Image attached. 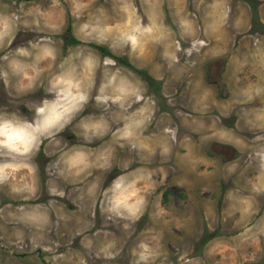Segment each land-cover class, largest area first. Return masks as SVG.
Instances as JSON below:
<instances>
[{"label": "clouds", "instance_id": "obj_1", "mask_svg": "<svg viewBox=\"0 0 264 264\" xmlns=\"http://www.w3.org/2000/svg\"><path fill=\"white\" fill-rule=\"evenodd\" d=\"M68 5L74 17L82 18L78 26L82 40L90 38L112 51L113 44L107 43L111 39L137 55L145 54L151 46L168 68L177 63L178 52H190L197 44L206 48V39L201 37L224 25L226 16L225 10L203 25L181 18L173 29L153 15L145 23L133 0H127L123 5L127 19L109 26L102 22V10L93 17L87 15L85 2L68 0ZM47 27L59 31L58 25ZM18 33L34 35L13 46ZM252 55L261 74L252 83L238 85L227 105L213 98L211 89L203 90L197 80L190 105L194 116L169 122L149 135L155 101L146 95L141 82L131 81L116 67L114 56L101 58L77 51L57 63V50L36 10L26 7V0H0V85L9 103H23L30 93H42L33 96L32 103H23L27 113L18 106L0 105V186H6L13 199L25 201L15 205L8 216L35 233H50L56 222L65 219L54 218L51 201L40 199L35 160L44 142L60 144L65 129L76 139L56 154V176L82 189L81 198L98 203L105 219L123 221L124 229L146 210V194L155 187L153 161L166 164L174 159L191 177L220 174L229 188L232 177L239 173L250 180L252 192L264 191V49ZM94 145L99 147H89ZM237 145H243L246 152L242 159L222 154L227 146L235 150ZM117 148L131 153L122 163H114ZM113 168L117 171L109 179ZM96 170L103 172L102 178L95 177ZM48 195L65 198L66 191L49 186ZM240 204L237 200L234 207ZM240 210L244 214L255 211L251 204ZM157 215L166 217L168 210L161 208ZM93 244L96 241L89 239L88 246ZM58 247L59 241H53L49 248L53 264L66 259L57 253ZM120 251L116 241L109 239L97 245L95 254L113 260ZM129 256L130 264H193L187 253H169L155 239L136 240ZM80 264H85L84 260Z\"/></svg>", "mask_w": 264, "mask_h": 264}, {"label": "rangeland", "instance_id": "obj_2", "mask_svg": "<svg viewBox=\"0 0 264 264\" xmlns=\"http://www.w3.org/2000/svg\"><path fill=\"white\" fill-rule=\"evenodd\" d=\"M76 2L88 4L86 13L89 16L100 15L102 10V22L109 26L119 25L127 19L123 11L127 0ZM133 2L145 23L148 16L153 15L173 29L175 22L181 18L203 25L206 20L218 17L214 11L224 14L226 10L225 23L220 32L212 31L209 36L201 37L206 39V48L197 44L190 52H178L177 63L168 68L162 65L157 50L151 46L145 54L137 55L116 45L111 39L107 43L113 44L112 51L107 46L90 42V38L82 40L78 30L82 18L71 14L68 0H26V7L36 10L46 34L51 36L57 50V63L68 53L77 51L101 58L114 56L116 67L123 74L145 86L146 95L155 101L156 107L149 135H154L169 122L194 116L190 105L195 81L199 80L203 90L211 89L213 98L227 105L238 85L252 83L261 74L252 53L264 49V0ZM49 24L58 25L59 31L49 29ZM32 35L34 33H18L13 46ZM70 39L76 41L71 42ZM100 75L98 71V79ZM41 94L40 91L30 93L23 98V103L30 104L33 96ZM20 102L9 103V97L0 85V105L18 106L21 112L27 113ZM60 135V144L44 142L35 160L39 164L40 199L51 201L54 218L59 215L65 219L56 222L50 233H35L21 227L8 216V212L25 201L13 199L7 187L0 186V264H53V253L49 251L53 241H59L56 251L66 258L57 264H80L81 260L85 264H130L129 250L138 239H155L169 253L178 250L187 253L193 264H264V191L252 192L247 177L239 173L234 175L229 188L220 174L191 177L184 166L174 159L166 164L153 161L155 187L146 194V210L135 224L124 229L123 221L113 223L105 219L98 203L93 205L88 197L81 198L79 193L82 189L56 176L53 163L56 154L61 147L76 139L67 129ZM179 150L187 151V148ZM232 150L229 146L223 152ZM45 153L50 155L45 156ZM130 155L128 150L117 148L114 163H122ZM244 156L243 145L235 146L234 159ZM116 171L113 168L109 179ZM94 175L100 179L103 172L96 170ZM49 186L63 187L66 197H50ZM237 200L241 202L240 207L251 204L255 211L242 213L240 207H234ZM161 208L168 210V216L157 215ZM177 224L182 226L177 227ZM89 239L95 240L96 244L89 247ZM109 239L116 241L117 249H121L119 255L113 260L98 258L95 254L97 245Z\"/></svg>", "mask_w": 264, "mask_h": 264}, {"label": "crops", "instance_id": "obj_3", "mask_svg": "<svg viewBox=\"0 0 264 264\" xmlns=\"http://www.w3.org/2000/svg\"><path fill=\"white\" fill-rule=\"evenodd\" d=\"M221 7H222V5H221ZM214 13H216L218 17H219L220 15H222V12H221V11H218V12H217V10H216V11H214ZM220 30H221V27L215 29L213 32H216V31L220 32ZM226 43H228V42H226ZM252 82H253V81H252ZM226 94H227V92H226ZM249 196H250V195H249Z\"/></svg>", "mask_w": 264, "mask_h": 264}, {"label": "water", "instance_id": "obj_4", "mask_svg": "<svg viewBox=\"0 0 264 264\" xmlns=\"http://www.w3.org/2000/svg\"><path fill=\"white\" fill-rule=\"evenodd\" d=\"M227 149L229 148V146L226 147ZM222 154H226L228 157H231L234 155V150L232 151H226V152H223Z\"/></svg>", "mask_w": 264, "mask_h": 264}, {"label": "trees", "instance_id": "obj_5", "mask_svg": "<svg viewBox=\"0 0 264 264\" xmlns=\"http://www.w3.org/2000/svg\"><path fill=\"white\" fill-rule=\"evenodd\" d=\"M69 41H71V42H75L76 40H74V39H70ZM100 49L103 50V48H100Z\"/></svg>", "mask_w": 264, "mask_h": 264}, {"label": "flooded vegetation", "instance_id": "obj_6", "mask_svg": "<svg viewBox=\"0 0 264 264\" xmlns=\"http://www.w3.org/2000/svg\"><path fill=\"white\" fill-rule=\"evenodd\" d=\"M210 67L212 68V66L210 65Z\"/></svg>", "mask_w": 264, "mask_h": 264}]
</instances>
